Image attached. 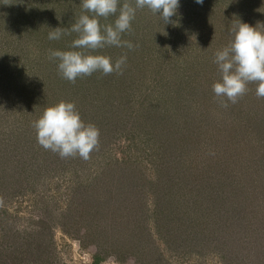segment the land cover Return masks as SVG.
I'll return each instance as SVG.
<instances>
[{"label":"rangeland","instance_id":"rangeland-1","mask_svg":"<svg viewBox=\"0 0 264 264\" xmlns=\"http://www.w3.org/2000/svg\"><path fill=\"white\" fill-rule=\"evenodd\" d=\"M210 1L196 4L194 0H180L177 15L170 18L171 22L176 21L175 29L169 26L171 22L163 24L147 9L138 10L131 29L122 36L134 45L133 49L105 47L99 50L113 61L126 55L121 72L109 75L97 72L78 78L75 83L63 79L58 74L57 64L52 61L50 65L51 61L44 59L42 51L34 45L40 43L36 36L38 30L22 31L19 45L14 36L13 39L6 37L1 44L0 54L4 64L9 63L8 70L12 73L7 89H11L15 97H0L3 128H0V145L4 150L0 172L2 169L3 173L19 172L21 191H24L20 197H8L10 214L14 217L8 222L21 233H27L37 231L39 225L35 222L43 217L50 223L49 231L54 234V250L60 263L141 264L134 256L120 259L108 245L115 239L123 244H119L121 249L132 239L135 246L139 244L141 232L135 231V236H127L126 240L122 237L130 235L134 217L139 213L147 215L148 206L156 203L160 191L154 189L170 191L166 187L171 181H168L169 175H162L169 169L173 168L176 172L173 169L172 172H178L179 176L180 172L196 174L198 185L212 182L200 180L199 173L214 171L218 176L217 173L224 172L229 177L224 200L225 196L231 197L229 185L236 186L230 183V176L236 173L248 186L264 184V122L256 127L251 119L256 114L264 119V107H261L264 98L248 90L237 103H229L224 108L219 98L206 89L207 84H195L192 91L183 88L181 82L193 70L192 63L203 40L215 52L221 48L217 45L222 43L220 40L230 39L231 22L248 17L241 21L253 27L264 26V5L254 7L256 0H218V3L214 0L213 9L210 3L207 5ZM224 11L228 14L223 15ZM109 19L105 23H111L114 18ZM71 36L76 38L75 33ZM25 41H29V45ZM155 44L160 53L168 52L167 61H157ZM20 47L28 51V58L15 53ZM168 59L171 66L166 68ZM61 100L73 102L82 120L99 129L98 146L87 160L79 156L61 158L37 142L33 121L45 107ZM17 112L23 116H18ZM205 112L210 114V121L215 122V130L204 123L201 113ZM196 118L202 122L203 130ZM204 167L206 169H202ZM250 171L255 175L252 178ZM138 188L144 191L143 195L137 192ZM172 189L178 195L170 192L171 197L159 200L166 203L162 204L163 208L169 209L178 198L183 201L177 186ZM186 189H189L188 184ZM137 195L138 198H134ZM220 206L209 202L206 206L209 211L197 208L201 227L188 236H183L188 234L186 230L170 232L166 236L171 240L166 242L149 229L155 238H148L140 259L145 264H228V259L205 240V234L214 233L213 228L220 220L229 227L233 222L231 209L229 214L219 215L216 221L210 220V215H216ZM92 217L95 218L93 229L100 232L105 243L101 242V247L94 246L92 243L96 240L92 238L85 243L79 238L85 223L89 222L85 219ZM62 228H69L68 234ZM236 229L237 233L216 230L239 238L241 261L251 264L257 256L258 245L252 243L253 237L260 232L257 235L245 226ZM135 246L125 249L135 253ZM260 256H264L262 243ZM235 261H239L238 258Z\"/></svg>","mask_w":264,"mask_h":264},{"label":"trees","instance_id":"trees-1","mask_svg":"<svg viewBox=\"0 0 264 264\" xmlns=\"http://www.w3.org/2000/svg\"><path fill=\"white\" fill-rule=\"evenodd\" d=\"M224 1V0H222ZM218 3V0L215 1ZM232 2V0H231ZM256 2L253 6L257 7L261 5L263 7L264 3H261L260 0L254 1ZM213 9L214 0L208 2ZM80 0H0V46L3 42H5L6 37L13 39L16 42V45L21 43L20 35L22 31H29L32 28L38 30L40 33H36V36H39V49L42 51V54L47 59V61H51L48 58V50L49 49H60V50H68L70 46V40L74 37L70 35L64 36L59 41H50L47 39V34L50 29H55L57 27L68 28L72 23L75 22V19L80 15L81 8L79 6ZM239 8H237L238 11ZM255 10V8H253ZM243 10V9H242ZM223 15L228 14V12L224 11ZM242 15L245 16V12L242 11ZM261 14V13H260ZM72 18H75L72 20ZM111 19L113 17H110ZM177 18V17H176ZM248 17L242 18L240 20H247ZM110 20V19H109ZM229 20V18L227 19ZM107 20L101 18V23H105ZM224 21V20H223ZM232 21V20H230ZM171 22V21H170ZM246 22V21H243ZM172 29L177 28L176 21L169 23ZM46 27V28H45ZM168 27V25H167ZM45 28V29H44ZM33 32V31H32ZM27 33V32H26ZM34 36V34H32ZM31 35V36H32ZM26 36L30 37V34H26ZM27 40L32 41L30 38ZM230 39H222L220 40L222 43L217 44L218 46H226ZM25 44L29 45V41H25ZM5 46V45H4ZM3 46V47H4ZM214 49V48H213ZM207 44L204 43V40L200 43V47L195 54L196 60L193 61V65L195 67L190 73H187L182 79L181 82L184 83L183 88H191L193 85L196 86L206 85V89L209 92L212 91V85L214 82L219 80V73L217 71L216 65L213 63L214 52ZM3 51V49H1ZM32 50V48H31ZM16 54L21 53V55L28 58V51L24 48L20 47L18 50L16 49ZM160 48L157 44L154 45V54L158 56V62L163 63L167 61V54L160 53ZM40 54V52H39ZM164 55V56H163ZM23 57V59H26ZM43 59V60H44ZM10 60H8L9 62ZM2 54H0V97L7 96V98L15 97V95L10 92L11 89H7L10 84V79L12 73L9 69L8 64H4ZM167 67L171 66L170 59H168ZM52 65V61L51 64ZM5 66H8L7 68ZM4 69L5 72H4ZM32 71V70H31ZM204 79V81H203ZM208 80L209 83H207ZM4 84V85H3ZM190 85V87H189ZM4 87V88H3ZM206 90V91H207ZM248 90L251 91V94H255L256 84L249 83ZM264 107V102L262 106ZM18 116H23V114L17 112ZM205 117L204 123L212 128L215 126L214 121H210L209 113H201ZM252 121L256 127H258L261 123L264 122V119L259 118L257 114L252 116ZM197 121H200L199 118H196ZM202 124V122L200 121ZM1 125V124H0ZM2 128V125L1 127ZM203 130V124L200 126ZM3 129V128H2ZM213 130H215L213 128ZM183 133V131H182ZM0 135H2V131H0ZM177 136V135H176ZM179 138V136H178ZM4 150L0 145V162L2 157L4 156ZM6 162V161H5ZM168 166L171 167L170 162ZM169 167V168H170ZM173 169V168H172ZM169 169L165 171L163 174L169 175L168 181H170L166 187L163 189H154L155 192H159V196H156L153 204L148 206L147 215H143L142 213L137 214L134 219L130 229V235H123L122 239L126 240L127 236H135L134 232H141L139 238V244L134 245V242L130 241L127 247L121 249L119 243V239L113 240L110 247L112 253L114 255L120 256V259H125L128 256H134L137 258V261L141 264H145L139 257V255H143L146 248V243L148 238H155L154 234L150 233V230L156 231L159 238L161 240L169 239L166 234L170 232H180L183 233L185 230L188 234H184L183 236H188L190 233H196L197 228L201 227L198 221H200L199 216L197 214V208L200 211L205 212L207 209L206 206L209 204L221 205L220 210L216 215H210V220L216 221L219 215H227L230 212V209L234 213L233 222H231L230 227L224 226V222L217 223L216 228H213L215 231L211 234H205L206 244H210V246H214L213 250H219V253L223 258L228 259V264H249L247 262L241 261L242 258L239 256L240 250L238 249V244L240 243V239L237 237H230L228 235H222L216 229H226L225 232H234L237 233L236 227L245 226L248 230L253 231L255 234H259V236L253 237L254 240L252 243L257 245L255 257V261L251 264H260L264 263V256H260V247L261 243L264 245V235H261L264 231V184L252 185L248 186L243 183L242 180L238 178V174L230 176V183H234L236 186L232 187L229 185L231 197L228 195L225 196V200L223 198L224 195H227L228 190V180L229 177L225 176L223 173L216 172H202L201 177H199L202 181H212L211 183H201L198 185L196 174H192L191 172L181 173L180 176L174 169ZM206 169V167L202 168ZM173 171V172H172ZM172 173V174H171ZM138 174V173H137ZM20 176H22L19 172L7 173V171L0 172V264H64L58 261V258L55 254L54 250V234L49 231L50 223L47 224L43 217H40L38 220V229L37 231L21 233L20 230L13 228V224L8 222V219H13L14 217L10 214V201L8 197H20L24 191L22 189V182L20 181ZM192 177V180L189 178ZM254 172L250 171L249 177H253ZM163 178H166L163 176ZM170 179V180H169ZM189 185V189H186V185ZM11 186V189H10ZM179 193H182L183 201H180L178 197V201H174L169 209L163 208L162 204H166L164 201L167 196H170L171 193H175L178 195L175 189L172 187H176ZM222 188V189H221ZM172 189V190H171ZM224 189V190H223ZM138 188L137 192L141 195L144 194V191ZM224 193V195H223ZM134 198H138V195ZM160 198V199H159ZM145 201L147 197H144ZM184 203H186L184 205ZM147 203H145L146 205ZM209 211V208L207 209ZM14 220V219H13ZM85 229L81 231L79 236L81 242L85 243L91 238L96 240L92 243L94 246L101 247L103 242V237L99 236L100 232L96 233L98 230L93 229V224L95 222V218H86L85 219ZM16 221V220H15ZM246 223V224H245ZM214 226V224L212 225ZM150 229V230H149ZM241 229V228H240ZM65 233L69 232L68 229L62 228ZM242 230H246L242 228ZM217 232V233H216ZM68 234V233H67ZM147 237V239H146ZM97 238V239H95ZM136 238V237H135ZM104 243V242H103ZM105 244V243H104ZM134 248L135 253H128L125 248L132 249ZM125 251V252H123ZM135 254V255H134ZM137 254V255H136ZM122 255V256H121ZM242 256V255H241ZM262 257L261 259H259ZM239 261H235L237 259Z\"/></svg>","mask_w":264,"mask_h":264},{"label":"clouds","instance_id":"clouds-1","mask_svg":"<svg viewBox=\"0 0 264 264\" xmlns=\"http://www.w3.org/2000/svg\"><path fill=\"white\" fill-rule=\"evenodd\" d=\"M194 2L203 4L204 0ZM79 6L81 13L70 27L50 29L47 34L50 41L76 34L68 50H48V58L57 64L58 74L72 83L97 72L104 75L121 72L127 56L121 55L113 61L99 50L105 47L133 49L134 45L122 36L131 29L137 11L147 9L167 24L177 15L180 0H80ZM109 17L114 18L111 23L100 22L101 18L108 20ZM228 31L229 42L213 56L219 80L213 83L212 91L224 108L229 103H237L248 91L249 83H255L256 96L264 98V26L253 27L237 19L231 22ZM32 127L38 144L61 158L79 156L87 160L99 143V129L85 123L70 101L61 100L45 107Z\"/></svg>","mask_w":264,"mask_h":264}]
</instances>
